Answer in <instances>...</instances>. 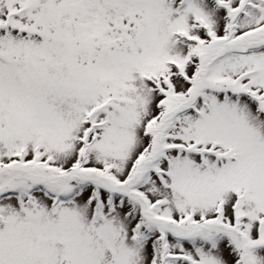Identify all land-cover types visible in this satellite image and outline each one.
I'll list each match as a JSON object with an SVG mask.
<instances>
[{"label": "snow or ice", "instance_id": "1", "mask_svg": "<svg viewBox=\"0 0 264 264\" xmlns=\"http://www.w3.org/2000/svg\"><path fill=\"white\" fill-rule=\"evenodd\" d=\"M0 264H264V0H0Z\"/></svg>", "mask_w": 264, "mask_h": 264}]
</instances>
